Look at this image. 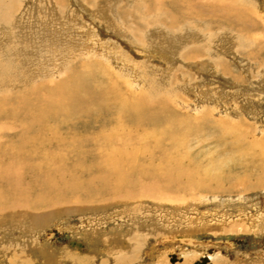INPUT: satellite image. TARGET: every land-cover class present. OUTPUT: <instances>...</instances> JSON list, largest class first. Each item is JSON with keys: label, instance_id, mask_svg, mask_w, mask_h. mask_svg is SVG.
Returning <instances> with one entry per match:
<instances>
[{"label": "rangeland", "instance_id": "374dc122", "mask_svg": "<svg viewBox=\"0 0 264 264\" xmlns=\"http://www.w3.org/2000/svg\"><path fill=\"white\" fill-rule=\"evenodd\" d=\"M0 103V168L27 181L96 196L132 152L212 185L32 208L0 227V264H264V0H0Z\"/></svg>", "mask_w": 264, "mask_h": 264}, {"label": "bare ground", "instance_id": "6f19581e", "mask_svg": "<svg viewBox=\"0 0 264 264\" xmlns=\"http://www.w3.org/2000/svg\"><path fill=\"white\" fill-rule=\"evenodd\" d=\"M231 7H233L235 9V7L233 5H231ZM244 7H246V6H244ZM246 12H248V10ZM229 13H231V11ZM77 112H78V110H77ZM134 114H135V112H134ZM143 114H145V112H143ZM137 116L139 117L140 115L137 114ZM136 122H137V120L134 122L135 125H136ZM141 122H143V121H141ZM133 127H134V125H133ZM21 137L25 138V136H23V135ZM21 137L19 139H22V141H23L24 139ZM138 140H139V138H138ZM103 142H104V140H103ZM112 142H114V141H112ZM81 144H83V143H81ZM16 146H17V148L21 147L18 145H16ZM11 150H12V148H11ZM113 150H114V148H113ZM96 151H97V149H96ZM0 152H2V151H0ZM17 155H18V152L16 151L15 154H13V156H17ZM61 159H64V158H61ZM136 159H137V156L132 152L131 153H123L120 155H114V157L111 156V158L108 161V164H109L108 167H112L111 168L112 170H111V172L108 173L107 176L101 175L102 177L98 178L101 187L98 188L96 196H99V194H102V195L108 194L109 196H111L115 200L118 199L120 201H122V200H124V201L125 200L136 201V200H139L141 198L142 199L143 198H152L155 200L159 199L161 202L163 201V203L167 202V201L171 202V200H173L174 203L183 204L184 202L181 201V199H179L180 197L177 198V197L172 196L174 194L175 190H177L178 192H180L179 191L180 189H190L191 191H195V190H202L203 188H208V189H203V190H209V186H212V185H208V183H205V182H204V184H202L198 180V178L194 179L191 175V170L188 169L187 167H184L181 164V162H178V160H177V162L175 161V163H169V161H168V164H172V166L165 165L162 162L161 164L158 165V166H160V168H159L157 166L152 165V163H151V160L153 159L152 156L143 158L144 160L145 159L147 160L146 164H144V165H142V163L135 164ZM137 160H142V159H137ZM165 160H166V157H165ZM50 161H51V159H50ZM138 162H140V161H138ZM3 164L1 163V165H3ZM95 166H96V164L94 165V167ZM33 167H34V165L29 166V168H28V170H30L29 172H31V169ZM56 167H58V166H56ZM23 168L24 167H14L13 164H8L5 166V168H0V184H2L1 186H4V184H5L4 182L7 183V187H0V227H2V226H6V227L10 226V228L12 226L20 227L21 224L23 225L24 222L26 223V221H29L30 219L32 220L34 218H39V217L43 216L42 213L41 214L30 213L29 210H31L32 208L36 209L39 207H47V208H49V210H52L51 208H56V207L58 208V207L67 206L70 199H73V198L75 199V201L80 202L79 199L82 197H85V198L90 197L91 199L96 197L95 195H92V196L88 195V193H91V192L86 190L87 187L83 188L84 190L82 192L80 191L78 184L82 183V181L78 177H76V175L66 174V173H63L61 170H54V171H52V174H50V173L49 174L48 173L47 174L35 173L33 175V177L31 178V182H30V181H27L24 179V175L22 173ZM36 169H39V168L36 166L35 170ZM97 170H99V169H97ZM164 170L168 171L167 172L168 175H164V174H166L164 172ZM111 175H117V178H115V180L111 181V178H112V177L110 178ZM263 180H264V172L262 173V175L259 178H257L256 185L259 186V184L261 182L262 183L264 182ZM88 182H90V181H88ZM82 184H80V185H82ZM84 185L87 186L88 183L84 182ZM215 190L216 191L219 190V187L216 188ZM178 192H177V194L179 195ZM102 197H105V196H102ZM179 200H180V203L177 202ZM163 203H161V204H163ZM102 205H105V204H102ZM257 220L260 221L259 218ZM263 220H264V218H263ZM261 222H263V221H260L259 223H261ZM253 224H255V222ZM0 230H1V228H0ZM78 246L80 247L81 244L78 243ZM186 249L189 250L190 248L186 247ZM188 250H182L183 251L182 255L184 257H185L184 254H186V255L189 254V253H187ZM210 253L211 252L208 251V254H210ZM214 254H215V252H214ZM17 256H15V257H17ZM19 256H21V255H19ZM212 257H213V255L212 256L207 255V257H204V258L209 262L212 259ZM204 258H201L199 261H201Z\"/></svg>", "mask_w": 264, "mask_h": 264}, {"label": "water", "instance_id": "95a60500", "mask_svg": "<svg viewBox=\"0 0 264 264\" xmlns=\"http://www.w3.org/2000/svg\"><path fill=\"white\" fill-rule=\"evenodd\" d=\"M172 263H173V261H172ZM194 264H209V262L204 258L201 261L195 262Z\"/></svg>", "mask_w": 264, "mask_h": 264}]
</instances>
